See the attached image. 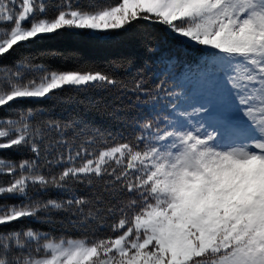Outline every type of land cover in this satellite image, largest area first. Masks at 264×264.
<instances>
[{"label":"snow or ice","instance_id":"obj_1","mask_svg":"<svg viewBox=\"0 0 264 264\" xmlns=\"http://www.w3.org/2000/svg\"><path fill=\"white\" fill-rule=\"evenodd\" d=\"M141 22L201 56L161 54L158 82L137 69L131 87L92 67L35 63L40 53L3 63L21 44L63 32L111 40ZM109 87L148 98L134 142L98 129L81 139L80 124L34 107L0 117V151L31 154L0 157L10 177L0 198L19 200L0 203V264H264V0H0V108ZM53 189L66 197L41 198ZM54 211L98 229L119 218L107 236L2 230Z\"/></svg>","mask_w":264,"mask_h":264},{"label":"trees","instance_id":"obj_2","mask_svg":"<svg viewBox=\"0 0 264 264\" xmlns=\"http://www.w3.org/2000/svg\"><path fill=\"white\" fill-rule=\"evenodd\" d=\"M54 2L55 0H46L49 5ZM83 2L85 0H81V3ZM51 11L49 7V13ZM130 29L115 35L111 40H96L93 38L94 33L63 32L50 39L21 44L3 60V63L10 64L17 57L40 53L35 63H43L51 68L64 70L92 67L109 74L114 73L118 81H128L131 87L137 69H140L150 86L158 82L153 74L162 73L158 71L159 63L156 61L157 56L161 54L175 56L181 61L190 63H194L202 54L201 48L182 44L170 36L161 25L141 22ZM45 50H54V54L48 55ZM153 61L156 62L155 65ZM57 96L58 98L55 99L17 101L0 108V117H15L18 110L34 107L54 120L60 122L72 120L80 124V130L84 132L81 139L87 138L89 134L95 135L98 129L105 135L112 134L117 140L123 135L126 140L134 142V135L138 134L136 129L139 123L138 117L144 114L143 101L148 99L141 94V101L138 102L136 94L119 87H109L107 90L65 88L59 91ZM100 143H97L95 147H99ZM30 155L15 149L0 151V157L8 160L18 161ZM9 179L10 177L0 175V185H6ZM86 194L87 190L84 186L77 187V195ZM65 197L66 193L55 189L41 194V198L45 200L49 198L60 200ZM0 203H19V200L5 197L0 198ZM118 218L119 214L109 217L107 223L98 229L95 222L85 226L74 225L67 213L54 211L48 218H24L2 230L31 227L49 237L56 238H79L94 232L100 236H107L114 235L110 224Z\"/></svg>","mask_w":264,"mask_h":264},{"label":"rangeland","instance_id":"obj_3","mask_svg":"<svg viewBox=\"0 0 264 264\" xmlns=\"http://www.w3.org/2000/svg\"><path fill=\"white\" fill-rule=\"evenodd\" d=\"M173 57H175V56H173ZM156 61L159 63V66L157 65V67H159V70L158 71L164 72V66L157 59H156ZM156 73H159V72H156ZM176 90L179 91V89H176Z\"/></svg>","mask_w":264,"mask_h":264},{"label":"bare ground","instance_id":"obj_4","mask_svg":"<svg viewBox=\"0 0 264 264\" xmlns=\"http://www.w3.org/2000/svg\"><path fill=\"white\" fill-rule=\"evenodd\" d=\"M131 30V29H130ZM129 31V30H128ZM126 35V34H125Z\"/></svg>","mask_w":264,"mask_h":264}]
</instances>
